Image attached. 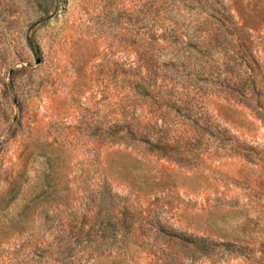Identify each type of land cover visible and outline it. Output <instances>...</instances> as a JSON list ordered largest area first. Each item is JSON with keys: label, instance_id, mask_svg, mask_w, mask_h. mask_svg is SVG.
<instances>
[{"label": "rangeland", "instance_id": "1", "mask_svg": "<svg viewBox=\"0 0 264 264\" xmlns=\"http://www.w3.org/2000/svg\"><path fill=\"white\" fill-rule=\"evenodd\" d=\"M0 264H264V0H0Z\"/></svg>", "mask_w": 264, "mask_h": 264}]
</instances>
